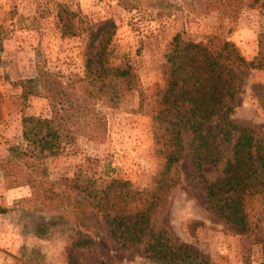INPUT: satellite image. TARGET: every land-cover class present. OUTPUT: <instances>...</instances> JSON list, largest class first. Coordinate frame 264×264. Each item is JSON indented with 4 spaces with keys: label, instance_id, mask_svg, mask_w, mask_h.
Wrapping results in <instances>:
<instances>
[{
    "label": "rangeland",
    "instance_id": "obj_1",
    "mask_svg": "<svg viewBox=\"0 0 264 264\" xmlns=\"http://www.w3.org/2000/svg\"><path fill=\"white\" fill-rule=\"evenodd\" d=\"M190 0H0V158L9 145L21 140V116L47 115L42 96L21 98L25 79L36 75V65L56 73L71 91L80 95L83 79L81 47L84 36H62L58 11L78 12L90 24L111 19L114 64L128 68L130 85L115 82L118 101L94 99L106 117L103 141L79 137L58 157L47 159L49 181L72 176L84 156L105 160L113 175L127 179L138 190H156L164 159L155 151L154 125L161 95L169 80L167 54L172 39H202L207 34L227 37L246 60L257 52V37L264 31V7H245L236 21L220 12H189ZM236 91L229 118L264 139V66L232 69ZM215 123L205 128L214 130ZM217 135L212 144L219 156L203 163L207 180L222 174L232 157V142ZM193 136L182 131V155L161 180V196L149 220L148 234L138 243L120 246L109 234L101 216L91 213L87 225L77 226L62 205L48 207L42 196L33 197L27 185L7 187L0 170V264H160L145 250L149 233L164 229L176 243L191 244L216 264H264V193L245 200L247 229L234 231L208 208L199 172L191 162ZM72 194H75L72 192ZM75 197V195H72ZM196 222L194 232L188 226ZM201 223V224H199ZM88 242L74 245L78 237Z\"/></svg>",
    "mask_w": 264,
    "mask_h": 264
},
{
    "label": "trees",
    "instance_id": "obj_2",
    "mask_svg": "<svg viewBox=\"0 0 264 264\" xmlns=\"http://www.w3.org/2000/svg\"><path fill=\"white\" fill-rule=\"evenodd\" d=\"M255 5L264 7V0H190L188 10L195 15L217 11L236 21L242 9ZM57 16L62 36H84L81 58L86 84L77 95L56 73L39 65L35 77L24 80L22 100L42 96L48 101L49 113L22 114L21 140L9 145L8 154L0 158L6 186L27 185L32 196H42L48 207L59 204L67 208L77 226L87 225L90 214L97 213L120 246L132 245L148 234L149 220L162 192L161 180L180 160L182 131L189 130L194 141L191 162L199 172L208 208L234 231L246 230L245 200L264 193V139L255 136L251 128L231 121L229 102L236 91L232 69L264 66V31L258 34L257 52L250 60L244 59L227 37L207 34L202 39H183L180 32L175 33L167 54L169 80L155 115L164 126L153 128L155 151L164 159L163 169L158 188L145 191L114 176L109 162L92 156H84L72 176L63 175L56 181L46 177L47 159L62 155L79 137L104 140L106 117L90 102L101 99L112 105L119 98L115 82L133 83L129 69L112 60L113 20L90 24L80 13L65 7ZM210 121L215 123L214 130L205 128ZM233 133L232 157L221 175L207 180L202 164L219 159L212 141L217 135L228 141ZM196 224L188 226L190 233ZM87 242L80 236L73 244L85 246ZM145 250L160 264H216L191 244L174 242L164 229L149 233ZM68 261L77 264L71 249Z\"/></svg>",
    "mask_w": 264,
    "mask_h": 264
}]
</instances>
